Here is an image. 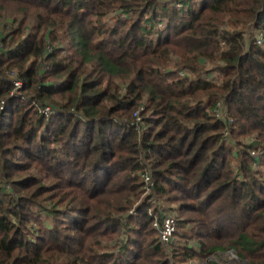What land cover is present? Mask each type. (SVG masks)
I'll list each match as a JSON object with an SVG mask.
<instances>
[{"label": "trees", "instance_id": "16d2710c", "mask_svg": "<svg viewBox=\"0 0 264 264\" xmlns=\"http://www.w3.org/2000/svg\"><path fill=\"white\" fill-rule=\"evenodd\" d=\"M227 248L264 258V0H0V264Z\"/></svg>", "mask_w": 264, "mask_h": 264}, {"label": "rangeland", "instance_id": "374dc122", "mask_svg": "<svg viewBox=\"0 0 264 264\" xmlns=\"http://www.w3.org/2000/svg\"><path fill=\"white\" fill-rule=\"evenodd\" d=\"M45 113L47 115H50L51 114V111L50 110H47V108H46L45 109ZM149 184L150 185H147L145 183V185L142 186V189L144 190V192L142 193L143 194L142 195V198H147L148 201H150V202L153 201V202H158V203L162 204V202L159 200L158 197H156V195L153 194L152 197H150V194H152L153 191H154V188L153 187H154L155 183L154 182H149ZM45 202H50V200H47V201L45 200ZM163 202H164V200H163ZM165 202H166V205H167V207H166L167 208L166 214H175V215H180V216H184V217L191 215V213H189L187 211H181L179 209L178 205H177L178 204L177 202H172L171 203V202H168L166 200H165ZM161 209H163V207H161ZM152 210H153L152 208H149V211L150 212H152ZM156 220H160L159 217H156ZM155 221H154V225H155ZM189 229H190V225H188L187 227L184 228V230H187V231ZM177 230H180V229H178V227L176 226V231ZM176 231H175V233H176ZM175 233L173 235V240H176V239L179 240L180 238H178V236L176 237ZM158 234H159V231H158ZM171 242H169L168 244H164L163 243V245L165 246V248L167 250H170L171 249V247H170V243ZM181 242H183V241H181ZM210 257H212L211 260H215L217 264H249V261L247 259H243V258H241L238 255V251H236L235 249H230V248H227V249H224V250L215 252ZM210 257H208V258H210ZM208 258L205 259V260H194V261L197 262V263H202V262L208 260ZM184 262L185 261H182L180 263H184ZM207 262H208L207 264H209V260ZM259 264H264V258L261 259V261L259 262Z\"/></svg>", "mask_w": 264, "mask_h": 264}, {"label": "built area", "instance_id": "2783aa9c", "mask_svg": "<svg viewBox=\"0 0 264 264\" xmlns=\"http://www.w3.org/2000/svg\"><path fill=\"white\" fill-rule=\"evenodd\" d=\"M15 84L18 87H20L23 85V82L17 80L15 81ZM47 110L51 111V108L48 107ZM144 180L147 185H150L149 182H153L149 174H145ZM155 226L158 228L161 241L164 244H168L169 242L173 240V235L176 231V226H177L176 215L175 214H165V216H163L162 219L155 221ZM211 259L212 257L208 258L209 261ZM208 260L202 263H197L194 260H189V261H185L184 263H180V264H207Z\"/></svg>", "mask_w": 264, "mask_h": 264}]
</instances>
